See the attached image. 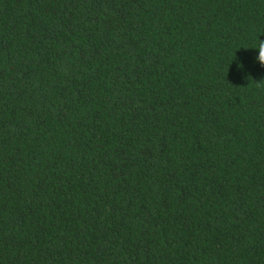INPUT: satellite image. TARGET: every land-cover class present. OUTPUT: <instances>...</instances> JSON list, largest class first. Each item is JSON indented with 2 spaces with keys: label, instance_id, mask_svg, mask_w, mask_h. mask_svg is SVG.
I'll use <instances>...</instances> for the list:
<instances>
[{
  "label": "trees",
  "instance_id": "trees-1",
  "mask_svg": "<svg viewBox=\"0 0 264 264\" xmlns=\"http://www.w3.org/2000/svg\"><path fill=\"white\" fill-rule=\"evenodd\" d=\"M260 45L264 0H0V264H264Z\"/></svg>",
  "mask_w": 264,
  "mask_h": 264
},
{
  "label": "clouds",
  "instance_id": "clouds-1",
  "mask_svg": "<svg viewBox=\"0 0 264 264\" xmlns=\"http://www.w3.org/2000/svg\"><path fill=\"white\" fill-rule=\"evenodd\" d=\"M256 50V54L254 59L259 62V64L264 65V45H260L256 48H252ZM243 67V66H242ZM242 67H238L240 70H242Z\"/></svg>",
  "mask_w": 264,
  "mask_h": 264
}]
</instances>
